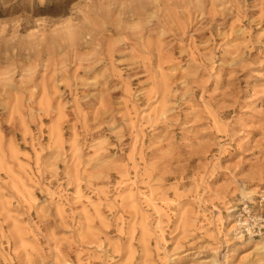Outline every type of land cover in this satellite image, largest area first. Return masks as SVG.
<instances>
[{
    "label": "rangeland",
    "instance_id": "374dc122",
    "mask_svg": "<svg viewBox=\"0 0 264 264\" xmlns=\"http://www.w3.org/2000/svg\"><path fill=\"white\" fill-rule=\"evenodd\" d=\"M262 190L264 0H0V264H264Z\"/></svg>",
    "mask_w": 264,
    "mask_h": 264
},
{
    "label": "built area",
    "instance_id": "2783aa9c",
    "mask_svg": "<svg viewBox=\"0 0 264 264\" xmlns=\"http://www.w3.org/2000/svg\"><path fill=\"white\" fill-rule=\"evenodd\" d=\"M233 235L243 240L261 239L264 237V191H259L249 201L233 208Z\"/></svg>",
    "mask_w": 264,
    "mask_h": 264
},
{
    "label": "bare ground",
    "instance_id": "6f19581e",
    "mask_svg": "<svg viewBox=\"0 0 264 264\" xmlns=\"http://www.w3.org/2000/svg\"><path fill=\"white\" fill-rule=\"evenodd\" d=\"M246 195H243V197H245ZM249 241V243L253 246V249L251 252H257V253H261L263 252L264 249V238L262 241H257L255 239H249L247 240V242ZM242 242V241H239ZM203 263H209V261H203ZM215 263V262H213Z\"/></svg>",
    "mask_w": 264,
    "mask_h": 264
}]
</instances>
